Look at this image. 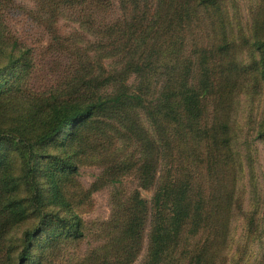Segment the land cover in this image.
<instances>
[{
    "label": "trees",
    "instance_id": "trees-1",
    "mask_svg": "<svg viewBox=\"0 0 264 264\" xmlns=\"http://www.w3.org/2000/svg\"><path fill=\"white\" fill-rule=\"evenodd\" d=\"M11 1L0 0V264H47L86 236L68 192L84 163L102 168L88 195L114 189L95 264H132L147 231L144 264H160L192 217L204 238L188 264H220L237 207L246 239L264 225L240 127L246 103L264 141V0L247 14L242 0H37L30 14L44 25L73 14L92 37L72 73L41 90L30 88L33 50L6 18ZM113 2L118 16L98 22ZM182 150L191 167L176 161Z\"/></svg>",
    "mask_w": 264,
    "mask_h": 264
},
{
    "label": "rangeland",
    "instance_id": "rangeland-1",
    "mask_svg": "<svg viewBox=\"0 0 264 264\" xmlns=\"http://www.w3.org/2000/svg\"><path fill=\"white\" fill-rule=\"evenodd\" d=\"M13 1L9 4L5 14L10 27L19 39L33 50L35 68L30 80V88L33 90L46 89L72 73L76 63L75 54L77 49L84 47L86 41L92 37L79 28V24L75 20L76 16L73 14L61 17L55 22L53 27H47L42 23V19L36 18L33 13L32 15L30 14V11L35 9L37 0ZM256 3L257 0H242L243 5L241 6L244 8L245 14H247V6L251 4V6L255 7ZM117 16L118 3L113 2L110 9L97 14L96 19L101 23H109ZM78 38L84 41L79 43ZM251 108L253 107L251 106ZM249 109L250 107H247L246 103L242 104L240 127L242 128L241 135L253 143L252 154L256 161V171L253 176L256 178L253 182L258 185V189L261 192V214L258 216L261 219L264 210V141L256 139V131L254 130V125H252V120H248L251 114ZM255 111L258 112L256 108ZM243 114H245V120L242 117ZM204 146L205 144L199 141L196 144L195 152L199 151L202 153ZM180 147H183V144ZM195 152L194 154L196 155ZM186 153L187 150L180 151V154L176 156V161L186 167H191L190 156L186 155ZM101 172V167L84 163L80 166L79 173L71 179L72 182L68 192L75 211L80 214L85 222L86 236L80 241H74L72 245L58 252L56 254L57 257H53L54 261L47 259V264H68V260L74 253L79 264H95L96 260L89 252L98 247L95 244V240L98 237L96 235L97 227L100 226L102 221L110 220L112 213L110 197L114 190L113 187H102L88 195L87 191L92 189ZM129 187H132V184H127V190L125 188L121 189L125 192L130 190ZM250 187L248 185V189H244L240 197L244 200V208L246 210L249 209L251 204L253 205L250 200ZM206 192L207 189L204 187L201 193L206 194ZM141 193L145 198L151 199L153 188L150 190L141 189ZM249 203L251 204L249 205ZM238 209L239 207H237V212L233 218L232 242L228 245V249L226 248L221 253L220 264H262L264 259V225L251 232L249 238L246 239L245 219L242 214H239ZM201 213L202 210H199L200 215ZM200 218L192 217L188 220L186 229L187 231L192 229V232L190 230L182 235L179 246L170 248L160 264H188L191 256L203 242L204 234L201 230H196L200 228V225H198ZM25 225H31L30 219L28 222H24ZM23 229V227H18L15 235L19 236ZM147 234L144 246L132 264H144L146 262L148 257Z\"/></svg>",
    "mask_w": 264,
    "mask_h": 264
}]
</instances>
